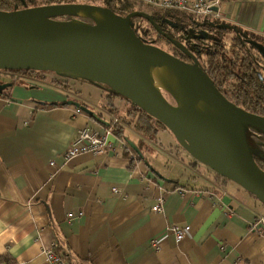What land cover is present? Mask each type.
Returning <instances> with one entry per match:
<instances>
[{
	"label": "crops",
	"instance_id": "1",
	"mask_svg": "<svg viewBox=\"0 0 264 264\" xmlns=\"http://www.w3.org/2000/svg\"><path fill=\"white\" fill-rule=\"evenodd\" d=\"M218 10V22L264 38V0H222ZM24 80L0 91V264H51L54 245L72 264H264V204L252 194L227 180L164 174L158 154L172 155L163 145L141 151L129 125L127 140L111 136L106 153L66 159L78 129L105 125L82 107L108 121L129 120L128 105L107 91L98 106L59 84ZM160 199L161 211L152 210ZM170 224L191 230L177 241Z\"/></svg>",
	"mask_w": 264,
	"mask_h": 264
},
{
	"label": "water",
	"instance_id": "2",
	"mask_svg": "<svg viewBox=\"0 0 264 264\" xmlns=\"http://www.w3.org/2000/svg\"><path fill=\"white\" fill-rule=\"evenodd\" d=\"M133 17L147 21L190 55L192 62L141 40L133 29ZM248 43L264 56V45ZM148 63L172 74L175 86L165 88L175 104L148 77L144 69ZM0 70H52L107 86L161 123L196 162L264 204V170L253 159L246 138L249 127L264 133V116L229 100L197 57L163 33L151 14L136 10L123 16L89 3L0 10ZM10 85L0 84V91ZM179 95L186 100L182 104ZM82 109L108 124L93 111Z\"/></svg>",
	"mask_w": 264,
	"mask_h": 264
},
{
	"label": "rangeland",
	"instance_id": "3",
	"mask_svg": "<svg viewBox=\"0 0 264 264\" xmlns=\"http://www.w3.org/2000/svg\"><path fill=\"white\" fill-rule=\"evenodd\" d=\"M7 2H9L10 0H6ZM222 0L219 1L218 4H216L214 7L216 8V10H214L213 8V12L217 13L218 15H220L219 13V4L221 3ZM77 2H87V3H91V4H97V5H102V2L99 0H78ZM138 7L137 10H141V11H145L149 14H153L154 12H156L153 8L147 7L144 4L138 3L136 2ZM43 4H53V2L51 0H30L25 2V6H37V5H43ZM24 7V6H23ZM22 8V7H21ZM172 17L174 18H180V19H184V15L179 14V13H175V15H173ZM60 19L64 18V17H59ZM185 20V19H184ZM218 20V19H217ZM212 21H215L214 19H212ZM135 25L137 28H139L140 30H142L143 28L148 29L149 25L146 23V21L142 18H139L138 20L135 21ZM187 26V24H186ZM191 26V25H190ZM188 26V27H190ZM192 29V28H191ZM190 28H188V35L187 37H192L195 35H202V36H207L208 30L204 27V26H196L195 28L193 27V31ZM150 34L154 35V33L152 31H150ZM149 34V39L154 38V36ZM220 36V34H218ZM236 33L231 31V29H228L227 31L224 32V35L222 36V43H224V46H218L219 51L220 50H225L227 51L228 57H235V59L237 61H233L234 64H236L238 66V60H239V55H241L240 53V49H239V42L236 40ZM258 38L260 39V41H263L264 43V38L258 36ZM208 41V40H207ZM205 43V46H209L210 43ZM154 44L158 45L159 47L163 48V49H168V47H166V44L159 40L158 42H155ZM263 45V44H262ZM164 46V47H163ZM208 46L206 48L203 47V49H207ZM246 47H251L250 45H246ZM242 48V47H241ZM246 49V48H244ZM247 51H249L248 49H246ZM253 53H257V51L254 50H250ZM222 53V52H220ZM232 62V61H231ZM261 64L264 65V61H260ZM207 65L208 67H210L208 61H207ZM21 71V72H19ZM23 70H18V72L14 71L15 74L17 75L16 79H20L21 81H30V80H35V81H45L48 84H53V85H61L63 86V88L67 91H69L70 93H79V97L76 95L75 97H78V100L80 102H87L88 104H97L98 106L103 105L104 98H102L100 95L104 94L103 91H106L105 86L102 84H97V83H93L90 82L88 80H80L79 78H75L72 76H68V75H60L58 73H56L55 71L52 70H41L40 72H36L35 71V75L34 76H30L28 75V73L24 76V74L22 73ZM234 73H237L238 68H235ZM261 73L262 75L264 74V70L261 69ZM3 74L4 77H7L6 73L3 71H0V79H2L3 77H1V75ZM12 75V74H11ZM10 76V75H8ZM233 78H228L226 79V82L224 84H222V90H228L230 83H232ZM240 81L238 78L235 77V83ZM97 85V86H96ZM99 85V86H98ZM161 91L164 93V95L167 97V99L175 104L174 99L172 98L171 94H169L168 90L166 88H160ZM231 89V88H230ZM112 95L113 94L112 92ZM115 97H118L120 99H122L127 105H128V112H127V117L131 116L129 120H127L125 117V120H121L119 117L120 115L114 116V118L112 119H108L109 121V125H113L112 129L114 128L115 124H119L122 127V132L124 134V127H126L127 125L131 126L132 129H134L137 133L136 135V140H137V145L139 147V149L141 148V151L143 147H148V149L152 148V146L149 147V145H163L165 147V149L168 151V153H170L172 155L170 162L165 158V156L161 153L158 154V157L156 159V162L161 164L162 168L161 170L163 171L164 174L172 173L174 174V176L181 178L182 180H190L189 178H193L196 179V181H194L195 183H200V181L202 183H205L208 186H215V185H220L219 182L217 183V181H224V177L222 178H218L216 175V173L214 171H212L211 169H209L207 166L196 162V160L194 158H192L185 150H183L180 145L176 142V140L174 139L173 135L161 124H159L158 122H156L154 119L153 121H151L150 123L147 121H143V123L141 122L140 119V108L134 106L128 99H126L125 97L117 94L115 95ZM232 100V99H231ZM77 101V100H76ZM233 102H235L233 100ZM139 109V110H138ZM116 108H114V115H116L117 111ZM81 111V110H80ZM140 115V116H139ZM113 121L115 122L113 124ZM137 124L138 126L140 125V129L137 128ZM117 128V126H115ZM115 128V129H116ZM146 128L149 130L147 132ZM119 130V128L117 129ZM139 132H138V131ZM145 130V131H142ZM141 132V133H140ZM127 138V137H126ZM246 138L247 141L249 143V145L258 148L259 151H261L260 153L264 155V133L256 130L254 128L249 127L246 131ZM121 140H127L125 139V137L121 138ZM169 142H174V151L171 150L169 148ZM175 158V159H173ZM153 159V158H152ZM154 160V159H153ZM178 161H182L183 163H185V165L189 168V172L190 175L188 177V179H186V175L184 174L185 172V168L183 166H181V164ZM187 163V164H186ZM54 164V162H53ZM167 167L165 169H163L164 166ZM184 165V164H183ZM264 167V164L262 165ZM218 178V179H217ZM229 182V181H227ZM227 185V183H226ZM230 185H233L235 187H238L236 184H234L233 182L230 181ZM239 189L243 190L242 188L238 187ZM118 190L117 187H113L112 190ZM113 193H115V191H113ZM154 207V206H153ZM152 207V208H153ZM179 225V224H177ZM180 226H184V225H180ZM168 227L167 226V231H168ZM191 230V227H190ZM169 232V231H168ZM170 233V232H169ZM175 238V237H174ZM154 248V247H153ZM46 259L49 263H51V258L49 256H46ZM66 263L69 264L68 261L63 260Z\"/></svg>",
	"mask_w": 264,
	"mask_h": 264
},
{
	"label": "trees",
	"instance_id": "4",
	"mask_svg": "<svg viewBox=\"0 0 264 264\" xmlns=\"http://www.w3.org/2000/svg\"><path fill=\"white\" fill-rule=\"evenodd\" d=\"M27 1L30 0H10L9 2H7L6 0H0V10L10 11L15 8L17 9L21 7L24 8L27 7L25 6V2ZM51 1L53 3H87V2H77L78 0H51ZM99 1L102 2V6L108 7L111 10H113L115 13L123 16L129 12L136 11L137 10L136 7H138L137 5H139L136 3L135 0H99ZM164 14L170 17L171 20L172 18H174L172 16L175 15V13L170 11H165L163 13L154 12L151 15L153 16V20L157 22V18L155 16L161 18ZM138 19L139 17L131 18L132 22H135ZM174 19L176 23L178 24L183 23L186 25L184 19H180V18H174ZM198 26H204L208 30V32L213 33V36L211 37V41L208 42L210 43L209 46L207 45L208 48L205 50L203 49L204 46L198 48L200 50L199 51L200 53H204L202 57L207 56V60L210 65L207 73L209 77L213 80L214 84L229 100L231 99H232L231 101L234 100L236 104H238L247 111L264 116V74L262 75L261 73V69L264 70V65L260 63V61H264V56L258 52L257 48H255L254 46L248 43V40H254L264 45L263 41H260L261 38L259 39L258 35L240 29L237 26H232L230 28L214 27L204 23L199 24ZM217 28L218 30L215 31ZM133 29L135 33L141 38V40L143 39L140 33L143 30L144 32L148 30L145 28L140 30L139 28L136 27V25H134V23H133ZM228 29H231V31L236 33L235 36L236 40L240 44L239 49L241 55H239L238 66L233 62V61H237L235 57H228L227 51H225L224 49L219 51L218 49V46H224V43H222V36L224 35V32L227 31ZM218 34H220V36ZM247 44L250 45L251 47L247 48L246 47ZM207 46H205L204 48H206ZM244 48L248 49L249 51H247ZM254 49L257 51V53H253L250 51ZM235 68H238L237 73H234L233 71ZM24 71L27 70H23L22 73H24ZM16 72H18V70H16ZM235 77L238 78L240 81L235 83ZM228 78H233V81L232 83H230L228 90H222V87L220 86H222V84H224L226 82V79ZM16 80L17 79L13 80V82H15ZM113 94L117 95V93L115 92H113ZM140 112H141L140 113L141 116L140 115L139 116L142 123L143 121H147L150 123L151 121L154 120L153 117L149 116L143 110H140ZM121 120H125V118L121 117ZM155 121L158 122L157 120ZM115 126H117V128ZM118 128L119 130H117ZM137 128L140 129V125L138 126L137 124ZM122 131H123L122 127L119 124L114 125L113 135H115L117 138L125 137ZM147 131L149 130L146 128L145 132ZM250 147L252 150L251 154L253 159L255 160L257 165L264 170V167L262 166L264 164V155L260 153L261 151H259L258 148L253 147L252 145ZM216 176L218 178L219 177L222 178L218 174ZM52 251L60 259L66 260L69 262V264H72L70 262L71 261L70 255H68L64 250H60L58 246L54 245ZM0 259H5V257H1Z\"/></svg>",
	"mask_w": 264,
	"mask_h": 264
},
{
	"label": "built area",
	"instance_id": "5",
	"mask_svg": "<svg viewBox=\"0 0 264 264\" xmlns=\"http://www.w3.org/2000/svg\"><path fill=\"white\" fill-rule=\"evenodd\" d=\"M147 7L153 8L156 12L170 11L184 15L186 24L193 23L195 26L199 24H209L212 19L217 20L220 15L214 13L212 8L219 3L220 0H135ZM77 112L80 109L77 108ZM115 122L113 121V124ZM113 125L104 127L84 126L77 130L76 135L71 140L66 152L63 153L64 158L68 159L79 153L90 152L92 154H103L110 150L113 146L110 137L113 136ZM53 164V161L50 162ZM113 191L118 192L114 189ZM162 199L158 201L152 208L154 211H161ZM263 220V219H261ZM168 231L172 233L177 241L182 240L187 233L190 232V226H180L170 224ZM151 245L154 249H160V245L156 241H152ZM47 256L51 258V264H68L53 252L48 251Z\"/></svg>",
	"mask_w": 264,
	"mask_h": 264
},
{
	"label": "flooded vegetation",
	"instance_id": "6",
	"mask_svg": "<svg viewBox=\"0 0 264 264\" xmlns=\"http://www.w3.org/2000/svg\"><path fill=\"white\" fill-rule=\"evenodd\" d=\"M155 17L157 18L156 24L158 25L160 30L163 33H166L170 38L181 42V44L185 47L186 50H188L190 53H192L193 55H195L197 57L199 65L207 73V71L209 69V67L207 65V61H208L207 60V56H203L202 57V55H204V53H200L199 52L200 50H199L198 47L204 46L207 40H208L207 43L210 42L211 41V37L213 36V33L208 32L206 37L202 36V35H198V34L195 35V36H192V37H187V35L189 33L188 28H190V29L192 28L193 29V27L194 28L196 27L193 23H188L187 26L185 24H183V23L178 24V23L175 22L174 18H172V20H171V18L166 16L165 14L161 18H158L157 16H155ZM133 23L135 25V22H133ZM147 24L149 25L148 30L145 31V32L143 30L140 33L141 36H142V39L145 40L144 42L154 44L155 42H158L159 40H161V41H163L166 44V47H168V49H166L167 52L171 53L175 57H177V58H179V59H181V60H183L185 62H189V63L192 62V58L190 57V55H187V54L183 53L171 41H169L167 38H165L164 36L159 34L148 22H147ZM209 25L214 26V27H226V28H230V27L233 26V25H229V24H224V23L218 22L217 20L210 22ZM224 25H227V26H224ZM188 26H190V27H188ZM217 30H218V28L215 31H217ZM150 31H152L154 33V35L150 34ZM149 34L154 36V38L149 39ZM215 36H217V35H215ZM154 45H156V44H154ZM156 46H158V45H156ZM0 71H3V72H5L7 74L6 75L7 77H4L3 74L1 75V77H3V78L0 79V84H8V83L13 84V80H15L16 77H17L15 72L12 71V70L11 71L10 70H0ZM40 71L41 70H36V72H40ZM27 73H28L29 77L30 76H34L35 75V70L24 71V73H23L24 76ZM8 75H10V76H8ZM80 80H82V79H80ZM4 89H6V88H4ZM105 89H106L107 93H109V94H111V92H113L107 86H105ZM107 122H109V121H107ZM107 125H104V126H107ZM104 126H102V127H104ZM138 153L139 154L141 153L140 150H138ZM95 155H97V154H95Z\"/></svg>",
	"mask_w": 264,
	"mask_h": 264
},
{
	"label": "bare ground",
	"instance_id": "7",
	"mask_svg": "<svg viewBox=\"0 0 264 264\" xmlns=\"http://www.w3.org/2000/svg\"><path fill=\"white\" fill-rule=\"evenodd\" d=\"M144 69L150 78V80L157 86L158 88H165L167 85H174L175 81L171 73L166 71L165 69L158 67L153 64H146ZM186 100L183 95H179V102L182 104Z\"/></svg>",
	"mask_w": 264,
	"mask_h": 264
}]
</instances>
